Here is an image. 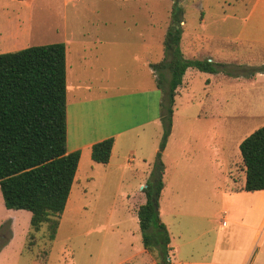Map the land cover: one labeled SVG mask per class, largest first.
Segmentation results:
<instances>
[{
    "label": "rangeland",
    "instance_id": "1",
    "mask_svg": "<svg viewBox=\"0 0 264 264\" xmlns=\"http://www.w3.org/2000/svg\"><path fill=\"white\" fill-rule=\"evenodd\" d=\"M249 1L181 0L182 57H211L224 67L216 75L188 70L175 99L157 208L169 234L171 264L212 262L221 237L220 248L240 247L239 234L224 237L230 224L221 228L227 222L222 194L244 192L239 145L264 126V78L253 77L264 71V46L236 39ZM170 6L169 0H0V54L64 44L84 31L117 42L153 37L156 63L163 59L160 39ZM106 49L116 88L130 89L136 46ZM119 153L126 158L125 151ZM125 169L122 183L117 171L106 180L91 173L92 180L74 185L51 242L46 224L33 233L29 213L11 212L15 223L9 240H0V264H147L135 210L145 201L141 188L148 178L134 166ZM218 260L239 264L241 259L237 254ZM246 264H264V244Z\"/></svg>",
    "mask_w": 264,
    "mask_h": 264
},
{
    "label": "trees",
    "instance_id": "2",
    "mask_svg": "<svg viewBox=\"0 0 264 264\" xmlns=\"http://www.w3.org/2000/svg\"><path fill=\"white\" fill-rule=\"evenodd\" d=\"M171 2L169 22L162 39L163 59L149 67L162 92V134L145 186V201L135 214L144 251L155 264H171L170 239L159 219L158 199L163 189L162 152L171 130L174 98L187 69L216 74L224 65L207 59L186 60L179 43L183 8ZM113 139L91 146L96 164L109 162ZM244 171L242 190L264 191V126L239 145ZM79 152L66 151L65 45L30 46L0 54V194L7 210L30 213L33 233L43 224L53 241L74 181Z\"/></svg>",
    "mask_w": 264,
    "mask_h": 264
},
{
    "label": "crops",
    "instance_id": "3",
    "mask_svg": "<svg viewBox=\"0 0 264 264\" xmlns=\"http://www.w3.org/2000/svg\"><path fill=\"white\" fill-rule=\"evenodd\" d=\"M245 7L246 13L241 18L242 23L236 39L247 44L264 46V0H250ZM82 34L64 43L66 151L67 153L79 152L71 190L74 185H81L83 182L92 180L91 173L96 179L101 180L104 177L106 180L109 173L119 171L121 174L118 182L122 183L125 168L133 166L135 173L139 168V171L145 173L148 178L162 134L160 122L162 92L156 87L155 74L149 67L150 64L155 63L153 60L155 39L140 36L133 42H117L112 39L106 41L97 37L84 36L86 34L84 31ZM123 44L136 46L132 59L135 69L130 72L132 78L130 89L116 88L114 66L109 64L105 51L108 46L116 47ZM160 44L162 47V39ZM204 59L213 62L211 57ZM188 70L193 69L185 71L181 86L177 89L174 98V105L179 91L186 86L184 78ZM254 75L256 76H253L254 79H262L264 71L259 69ZM108 138L113 139L109 162L106 165L92 162L91 146ZM121 150L125 151L126 158L119 153ZM240 171L244 173L241 164ZM102 172L103 175H101ZM71 190L65 208H67ZM222 198L226 202L222 212L227 222L223 221L221 228L228 229L230 224V229L224 237L232 240L236 234H239L240 247L220 248L223 237L218 238L212 249V262L208 264H225L219 262L218 256L230 258L237 254L241 259L239 264H246L255 249L264 244V191L223 193ZM11 212L18 211L7 210L0 194V240L4 242L11 237L15 223V218L11 215L14 213ZM147 256H149L147 264H155L153 258L148 254Z\"/></svg>",
    "mask_w": 264,
    "mask_h": 264
},
{
    "label": "water",
    "instance_id": "4",
    "mask_svg": "<svg viewBox=\"0 0 264 264\" xmlns=\"http://www.w3.org/2000/svg\"><path fill=\"white\" fill-rule=\"evenodd\" d=\"M144 187V186H143ZM142 189V188H141Z\"/></svg>",
    "mask_w": 264,
    "mask_h": 264
}]
</instances>
